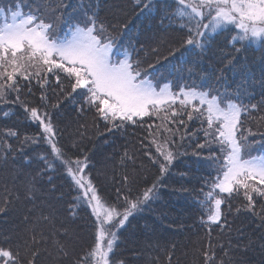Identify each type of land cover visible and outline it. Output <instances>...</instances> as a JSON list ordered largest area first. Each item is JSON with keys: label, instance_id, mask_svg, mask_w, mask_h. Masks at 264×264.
<instances>
[{"label": "snow or ice", "instance_id": "6c2138e0", "mask_svg": "<svg viewBox=\"0 0 264 264\" xmlns=\"http://www.w3.org/2000/svg\"><path fill=\"white\" fill-rule=\"evenodd\" d=\"M130 3V14L121 8L125 18L117 17V22L108 24L101 19L100 0H79L76 5L59 0L51 12L47 10L51 5L42 7L36 0H0V101L17 104L22 109L18 119L26 128H35L31 134L20 133L15 127L7 129L3 135L8 143L0 158L7 162L18 151L30 166L28 149L35 152L38 146L47 145L41 157L43 167L23 182L22 194H9L0 201V215H6L19 200L35 204L40 198L37 192L43 191L37 179L48 176L52 185V175L60 173L67 183L69 199L65 201L61 191L55 196L61 207L47 201L49 210L41 209L36 221L30 220L31 211L24 216L26 230L41 221L53 225L58 237L54 240L59 255L56 264H123L117 256L119 237L133 219L160 199V190L167 186L165 177L171 178L174 162L187 155L180 151L185 136L175 138L180 126L186 127V121H198L205 137L203 143L193 146L207 148L206 153L193 151L197 163L214 169L206 173L207 178L200 177L199 204L206 209L201 212V223L223 230L228 224L226 211H232V202L240 200L243 210L258 215L259 228L264 229V132H259V140H250L257 132L245 123L248 116L264 110V103L246 102L239 88L229 95L207 80L198 85L192 79L195 69L210 58V53L217 56L214 46L222 47L217 37L224 32L230 34L231 51L218 55V59L229 71L237 68V53L242 49L257 45L264 51V0ZM129 15H135L137 20L158 19L160 28L144 40L133 43L129 38L125 42L121 37L127 33L120 29L131 31L135 27ZM161 30L177 33L180 38L163 56L168 63L156 67L151 57L159 63ZM233 32L235 35H231ZM223 79L221 69L215 80ZM34 88L40 90L35 104L31 100ZM49 90L56 95L55 103ZM68 105L80 114L93 112L103 122L104 131L112 135L147 125L149 148L154 145L156 151L143 155L157 169L153 180L140 185L125 175L114 196L102 189L93 176L88 150L75 140L70 145L63 141L59 117ZM3 116L10 118L7 111ZM152 118L159 123L150 122ZM253 118L264 121V116ZM78 135L81 141L87 138L83 132ZM10 137L20 142L15 148ZM256 144L260 147L256 148ZM121 159L126 165L136 163L135 155L127 152ZM190 172V168L180 172L181 178ZM48 191L55 193V185ZM177 191L190 190L181 184ZM145 227L147 230L149 226ZM80 232L89 236L83 245L77 243ZM248 240L245 251L255 243L251 237ZM45 242V234H37L34 226L31 236L22 242L10 234L0 235V264H39L40 246ZM259 247L264 252V233L259 237ZM22 248L30 258L21 254ZM204 255L206 262L213 260L211 251Z\"/></svg>", "mask_w": 264, "mask_h": 264}, {"label": "trees", "instance_id": "16d2710c", "mask_svg": "<svg viewBox=\"0 0 264 264\" xmlns=\"http://www.w3.org/2000/svg\"><path fill=\"white\" fill-rule=\"evenodd\" d=\"M72 5L78 4L79 0H69ZM101 19L111 24L125 18L124 13L120 11L125 9L127 13H131L130 0H100ZM37 4L51 5L47 10L53 11L59 4V0H36ZM70 10V9H69ZM128 19L135 22V27L131 31L120 29L122 33L127 35L121 38L128 41L131 38L135 43L137 39L144 40L145 36L151 35L153 31L160 28L158 19L137 20L135 15H129ZM131 27V25H130ZM161 35V58L156 63L155 57L151 60L156 67L159 64H167L168 61L163 58L167 55V48L173 46L179 40V34L173 32L160 31ZM231 35H235L233 32ZM164 41H169L165 44ZM227 41V45H225ZM217 44L222 47H215L214 51L217 56L209 54L210 58L205 59L203 63L195 69L196 75L193 80L199 85L205 80L212 83L221 93L227 92L234 95V90L240 89L244 94L246 102L254 104L264 103V51L259 46L252 45L246 49H242L237 53L239 64L233 71H229L218 59V55H226L231 51L232 40L228 32L217 37ZM177 55H179L177 53ZM169 59H175L169 57ZM145 67H147L145 65ZM224 71L223 81L216 82L215 77L219 75L220 70ZM151 71V70H150ZM187 73H185V77ZM34 95L31 97L32 103L35 104L40 96L38 88L33 89ZM13 94V98H14ZM49 97L55 103L56 95L49 90ZM7 111L9 119H5L3 112ZM22 112L17 104H13L11 100L8 102L0 101V157L3 156L7 147V141L4 139L3 133L9 128H17L20 133H33L35 128H26L18 119ZM15 113V114H13ZM264 116V110L257 111L253 116H248L245 120L246 127H251L257 132L255 137H249L250 140H259V132H264V121L257 118ZM147 119V118H146ZM244 119V117H242ZM186 120V117H185ZM154 123L159 120L152 118ZM59 125L66 144H71L73 140L81 144V147L88 150L91 157V163L94 165L93 176L96 178L100 187L109 195L114 196L115 189L120 186L122 177L125 175L129 179L138 181L140 185L146 182L150 183L154 176L157 175V169L148 161V157L143 153L151 151L155 153V146L149 148L150 137L145 127H129L127 131H117L115 135L106 133L102 121H98L93 112H84L83 114L73 111V107L68 105L65 111L60 113ZM181 131L176 134L185 136L181 152H187L175 161V167L171 178L165 177L167 186L161 188L160 199L156 201L152 207L133 219L128 226L127 231L119 237V249L117 256L123 264H261L264 261V252L259 247V237L264 233V229L259 228L260 219L251 213L243 210L242 202L234 200L232 202V211H226L228 224L221 228L213 225L208 228L201 223L202 209L199 201L202 196L199 194L202 186L201 176L206 177V173L213 172V168L200 167L197 163V157L193 156V151L207 152L205 149H195L193 146L197 143L204 142L203 130L200 129L198 121H186V127L180 126ZM206 127V124H205ZM83 132L86 139L81 141L78 133ZM195 133V135H190ZM105 136L108 139H105ZM23 139V136L21 137ZM13 148L17 146L19 141L9 138ZM47 145H40L37 151L32 152L28 149L31 164L25 163L26 158L18 151H14L7 158V162L0 158V201L7 199L11 194L13 197L23 193V182L31 179L36 175L37 170L41 169V157L45 154L44 149ZM256 148L260 145L256 144ZM125 152L129 155H135L136 163L131 162L127 165L122 162ZM205 164L204 158H199ZM143 163V167L141 164ZM191 169L189 175L183 179L180 172ZM52 185H55L56 192L49 193L52 185L49 184L48 176L37 179V184L43 189L38 191L37 196L40 197L35 204L24 200L14 203L12 209L6 215H0V235H12L14 239L17 237L22 242L25 237L31 236V228L34 226L37 234L43 232L45 234V243L40 246L39 264H56L59 259L54 240L58 237L55 235V228L51 223L45 224L42 221L36 225H29L27 230L25 226L24 216L31 211L30 220L36 221L43 209L47 212V201L57 207L55 196L63 191L65 201L68 197V186L60 173H55L51 177ZM183 184L189 192L177 191ZM195 191H191V190ZM241 211L237 212L236 209ZM257 214L260 208L256 209ZM83 223V222H81ZM146 225L149 227L146 230ZM58 228V224L55 226ZM251 237L255 243L251 244L245 251V246L249 244L248 238ZM89 239L88 235L78 233L77 243L83 245ZM79 251V247L77 248ZM211 251L213 260L206 262L205 253ZM21 254L26 258H30L27 250L22 248Z\"/></svg>", "mask_w": 264, "mask_h": 264}, {"label": "rangeland", "instance_id": "374dc122", "mask_svg": "<svg viewBox=\"0 0 264 264\" xmlns=\"http://www.w3.org/2000/svg\"><path fill=\"white\" fill-rule=\"evenodd\" d=\"M235 33V32H234Z\"/></svg>", "mask_w": 264, "mask_h": 264}]
</instances>
